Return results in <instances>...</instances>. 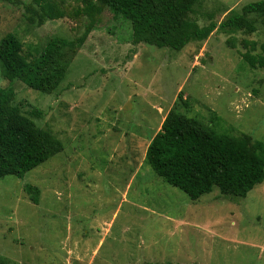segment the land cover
<instances>
[{"label": "rangeland", "instance_id": "1", "mask_svg": "<svg viewBox=\"0 0 264 264\" xmlns=\"http://www.w3.org/2000/svg\"><path fill=\"white\" fill-rule=\"evenodd\" d=\"M55 1L65 17L40 24L34 0H0V40L15 34L30 60L54 39L72 44L56 91L12 85L14 104L63 150L0 179V264H264V183L246 198L215 188L193 201L146 160L173 108L264 142V69L243 59L244 40L264 43V17H248L252 34L221 26L263 0H202L188 19L215 30L181 51L133 45L131 22L100 3L88 17L83 0Z\"/></svg>", "mask_w": 264, "mask_h": 264}, {"label": "trees", "instance_id": "2", "mask_svg": "<svg viewBox=\"0 0 264 264\" xmlns=\"http://www.w3.org/2000/svg\"><path fill=\"white\" fill-rule=\"evenodd\" d=\"M39 7L40 24L59 20L65 12L55 0H34ZM202 0H83L79 14L94 17L102 13L100 3L116 17L132 24L133 45L181 51L189 43L207 38L215 25L201 28L188 19ZM252 14L264 17V0L249 3L242 13L230 16L222 27L256 32ZM81 43V42H80ZM248 49L244 61L254 69H264V43L244 40ZM72 46L65 39H54L39 57L30 60L23 54V43L13 33L0 40V64L10 87L0 89V179L24 178L63 150V144L51 133L40 129L22 109L14 104L16 81L43 93L56 91L66 79L64 50ZM255 52V53H254ZM147 163L157 176L185 192L193 201L213 192L246 198L264 183V142L249 135L235 136L204 126L173 108L161 130L146 151ZM30 200L39 203L40 189L24 187Z\"/></svg>", "mask_w": 264, "mask_h": 264}, {"label": "water", "instance_id": "3", "mask_svg": "<svg viewBox=\"0 0 264 264\" xmlns=\"http://www.w3.org/2000/svg\"><path fill=\"white\" fill-rule=\"evenodd\" d=\"M126 109H128V108H126Z\"/></svg>", "mask_w": 264, "mask_h": 264}]
</instances>
